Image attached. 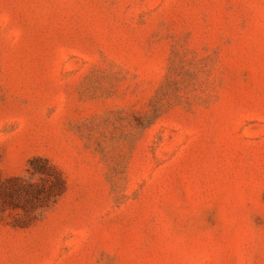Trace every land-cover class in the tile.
Segmentation results:
<instances>
[{
    "label": "rangeland",
    "instance_id": "374dc122",
    "mask_svg": "<svg viewBox=\"0 0 264 264\" xmlns=\"http://www.w3.org/2000/svg\"><path fill=\"white\" fill-rule=\"evenodd\" d=\"M0 264H264V0H0Z\"/></svg>",
    "mask_w": 264,
    "mask_h": 264
},
{
    "label": "trees",
    "instance_id": "16d2710c",
    "mask_svg": "<svg viewBox=\"0 0 264 264\" xmlns=\"http://www.w3.org/2000/svg\"><path fill=\"white\" fill-rule=\"evenodd\" d=\"M28 176H38V183L33 184L28 180H20V187L31 190L32 202L29 213L35 209L48 208L61 197L65 190V180L56 166L42 157H33L28 162L26 170Z\"/></svg>",
    "mask_w": 264,
    "mask_h": 264
}]
</instances>
